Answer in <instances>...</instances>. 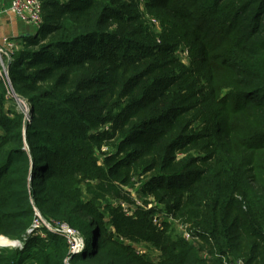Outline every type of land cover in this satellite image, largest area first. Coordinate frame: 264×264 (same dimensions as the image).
I'll return each instance as SVG.
<instances>
[{
  "label": "trees",
  "instance_id": "1",
  "mask_svg": "<svg viewBox=\"0 0 264 264\" xmlns=\"http://www.w3.org/2000/svg\"><path fill=\"white\" fill-rule=\"evenodd\" d=\"M41 1L3 58L0 264H264V0Z\"/></svg>",
  "mask_w": 264,
  "mask_h": 264
},
{
  "label": "built area",
  "instance_id": "2",
  "mask_svg": "<svg viewBox=\"0 0 264 264\" xmlns=\"http://www.w3.org/2000/svg\"><path fill=\"white\" fill-rule=\"evenodd\" d=\"M9 10L19 20L29 25L30 27H33V29H38L41 26V23H42V1L41 0H11ZM1 14H2V9L0 8V15ZM2 42L4 46L6 47L11 45V41L7 37H3ZM2 53L7 55V51L5 47L0 45V78L8 81L7 71L5 69V63L2 59ZM9 93L11 94V96H13L10 89H9ZM17 105L21 107L22 109H24L26 113L28 112L27 103L17 100ZM136 201H137V204L140 205V202L138 200ZM154 222L157 224L158 227H160L161 221L159 217H154ZM41 226H45L47 229L53 232L65 235L72 246L71 237L73 233H76V232L73 229H71L68 225L64 223L62 224L56 223V225L54 223L52 224L48 223L47 221H44L42 219V216L38 212H36L35 217L33 218L31 227L29 228L28 232L30 233L34 229H38ZM184 235L186 239H188L189 234L185 231V228H184ZM21 245L22 244H19V247H21ZM82 248L83 247H81L78 251H80ZM239 263H236V264H239ZM228 264H235V263L229 262Z\"/></svg>",
  "mask_w": 264,
  "mask_h": 264
},
{
  "label": "crops",
  "instance_id": "3",
  "mask_svg": "<svg viewBox=\"0 0 264 264\" xmlns=\"http://www.w3.org/2000/svg\"><path fill=\"white\" fill-rule=\"evenodd\" d=\"M10 1L0 0V8L2 9L1 20L4 21L5 30L8 32V35H4L3 37H7L11 41V45L6 47L2 42V37L0 45L5 47L7 53L12 52L17 47L15 38L30 30L29 25L23 23L9 10Z\"/></svg>",
  "mask_w": 264,
  "mask_h": 264
},
{
  "label": "rangeland",
  "instance_id": "4",
  "mask_svg": "<svg viewBox=\"0 0 264 264\" xmlns=\"http://www.w3.org/2000/svg\"><path fill=\"white\" fill-rule=\"evenodd\" d=\"M1 15H0V40H1V38L4 36V35H8V32L5 30V23H4V21H2L1 20ZM150 21L152 22V21H154V19H150ZM30 30L32 31L33 30V27H30ZM184 54H185V52H184ZM5 57V54L4 53H2V59ZM10 105H12L11 104V102H9V106ZM16 107H18L19 108V106L16 104ZM105 150H107V146H104L103 148H102V152L101 153H103ZM130 193H131V197L134 199V203L135 204H137V199H136V195H134V191L132 190H130ZM140 202V201H139ZM125 203V202H124ZM123 203V204H124ZM134 203H130V204H134ZM126 205H129V203H126ZM138 205V204H137ZM140 205H143V203L141 204L140 203ZM144 206V205H143ZM150 206V205H149ZM123 209L125 210V212L127 213V215H131V213H132V211L133 210H131L128 206H125V207H123ZM83 238H84V241L87 243V241H88V239H89V237H88V235H87V233L86 234H83ZM8 239V238H7ZM10 242H9V244L8 245H4V246H6V247H19V244H21V241H18V240H10V239H8ZM71 240H72V251L74 252L75 251V253L81 248V247H83V241H82V237L78 234V233H73V235H72V237H71ZM187 240H190V241H197V239L195 238H191V236L189 235V237H188V239ZM3 246V244H0V247H2ZM136 248L138 249V250H140V251H145V248H144V246L143 245H139V246H136ZM239 264H243L242 262H240Z\"/></svg>",
  "mask_w": 264,
  "mask_h": 264
},
{
  "label": "bare ground",
  "instance_id": "5",
  "mask_svg": "<svg viewBox=\"0 0 264 264\" xmlns=\"http://www.w3.org/2000/svg\"><path fill=\"white\" fill-rule=\"evenodd\" d=\"M9 240L4 237V236H0V244H3V245H8L9 244Z\"/></svg>",
  "mask_w": 264,
  "mask_h": 264
},
{
  "label": "water",
  "instance_id": "6",
  "mask_svg": "<svg viewBox=\"0 0 264 264\" xmlns=\"http://www.w3.org/2000/svg\"><path fill=\"white\" fill-rule=\"evenodd\" d=\"M9 64H10V59L7 60V63H6V65H5V69H6V71H7V67H8ZM15 98H16L17 100H19V101H23V99H21V98L18 97V96H15ZM42 219H43L44 221H46L43 217H42Z\"/></svg>",
  "mask_w": 264,
  "mask_h": 264
}]
</instances>
